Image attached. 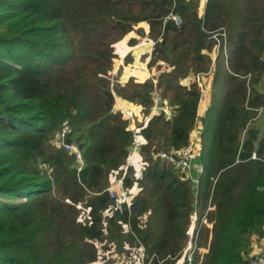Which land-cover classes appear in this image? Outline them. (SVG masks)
Returning a JSON list of instances; mask_svg holds the SVG:
<instances>
[{
    "label": "trees",
    "instance_id": "obj_1",
    "mask_svg": "<svg viewBox=\"0 0 264 264\" xmlns=\"http://www.w3.org/2000/svg\"><path fill=\"white\" fill-rule=\"evenodd\" d=\"M200 5L0 0V264H129L144 250L150 264L174 263L194 213L208 222L191 264H248L264 236V0H207L203 15ZM142 23L156 83L111 78L115 45L144 34ZM196 75H211L199 116L202 87L182 81ZM155 89L172 116L140 132L137 174L134 161L126 168L133 132L117 98L147 114ZM196 122L194 182L155 154L187 146ZM65 126L84 153L80 172L56 143ZM123 174L132 204L112 211L106 189Z\"/></svg>",
    "mask_w": 264,
    "mask_h": 264
},
{
    "label": "crops",
    "instance_id": "obj_2",
    "mask_svg": "<svg viewBox=\"0 0 264 264\" xmlns=\"http://www.w3.org/2000/svg\"><path fill=\"white\" fill-rule=\"evenodd\" d=\"M204 4L205 1L204 2L202 1L199 10L200 15H203L204 13V8H205V6H203ZM201 6H202V10H201ZM140 26L141 28H143L144 34L137 33L136 31L131 32L124 39H122L115 45V53L117 55V58L113 63L112 71L115 72L116 70L118 71L119 73L118 79L120 82H126L130 78H134L138 82H144L146 80L151 79L154 81V83H156L155 78L158 75L157 73L158 71L157 69L149 67L154 41H152L148 37L149 34L148 24L142 23L140 24ZM132 39L136 40V42L133 44L130 43V40ZM146 40H150V42L153 44L151 46L146 44ZM193 80H195V76L194 77L189 76L187 78H184L182 81L185 84H190ZM155 94L158 95V98H155ZM152 97H153V105L151 106V109L147 114L143 112L142 105L117 98L116 108L121 110L125 118L129 120V127L132 130V132L133 133L138 132V139L141 142V144H144V140L140 132L147 126L149 120L154 115L163 112L168 118H171L172 116V110L170 106L162 105L161 103L162 99L158 89H155L153 91ZM203 101L204 100L202 96L198 107V113H197L198 116L201 115L205 109L204 107H202ZM198 136L200 139V124L199 122H196L195 128L191 133L190 140ZM133 161H134L133 166L135 168L136 173L140 174L143 166V162L139 154L133 155ZM197 172L199 171H197L194 163L193 169L190 174V178L194 182H196V180L198 181V177L200 175V172L199 175L196 174Z\"/></svg>",
    "mask_w": 264,
    "mask_h": 264
},
{
    "label": "built area",
    "instance_id": "obj_3",
    "mask_svg": "<svg viewBox=\"0 0 264 264\" xmlns=\"http://www.w3.org/2000/svg\"><path fill=\"white\" fill-rule=\"evenodd\" d=\"M172 18L175 20L176 24H181V18L172 15ZM196 80L199 82L202 90H204V86L200 83V77L197 75ZM155 98H158V95L155 94ZM69 127L65 126L60 133L56 136V143L57 146L62 147L70 154H73L75 157V161L77 164L78 171L80 172L85 166V158L83 150L81 149L80 145L75 141H68L67 135L69 133ZM199 149H200V139L199 136L190 140L189 144L182 148H175L172 147L170 150H161L157 154H155L156 158H159L162 162H169L173 165L176 169L180 171V173L184 174L185 176H190L191 171L193 169L194 161L199 156ZM131 150L132 153L130 157L127 159L126 168L133 162V155L139 154L142 150V144L138 139V132L133 133V139L131 143ZM257 151L252 153V158L256 159ZM195 167L197 171H202V164L197 162L195 163ZM125 175L115 177L110 185L107 187V191L110 195V198L113 200L110 209L112 211H119L123 208L129 209L132 204V192L129 188L125 186ZM197 182V180H196ZM193 236H189V243H193ZM259 238L256 237L254 243L255 245L258 244ZM264 245V244H263ZM255 253L252 255L249 254L248 264H264V246L260 245ZM251 247V248H252ZM188 259L191 260V253L188 256ZM130 264H147L145 261V254L142 251V257L140 259H131L129 261Z\"/></svg>",
    "mask_w": 264,
    "mask_h": 264
},
{
    "label": "rangeland",
    "instance_id": "obj_4",
    "mask_svg": "<svg viewBox=\"0 0 264 264\" xmlns=\"http://www.w3.org/2000/svg\"><path fill=\"white\" fill-rule=\"evenodd\" d=\"M204 2L206 3V0H201V2ZM203 4V3H202ZM205 6V4L203 5ZM201 10H202V6H201ZM146 44L148 45H152L153 43L150 42V40H146ZM118 66V65H117ZM154 69H156V66L153 67ZM118 71L116 70L115 71H110V75H111V78H117L118 76ZM200 83L201 84H204V80L206 79V82H207V86L205 87H208L207 90L206 88H204L203 90V102H202V107H206V105L208 104V100L210 98V94H209V85H210V78H211V75L207 76V75H200ZM197 78V75L195 76V79ZM204 78V79H203ZM264 110V108H263ZM261 110V112L263 111ZM263 160H264V156L262 157ZM200 161V157L198 156V158L194 161V163L197 164V162ZM197 175H199V172L196 173ZM130 209V208H129ZM205 216L206 214L203 216V218H201L200 221H198V215H196L195 213L192 215L191 217V222H190V226L188 228V231H187V237H186V244H185V248L183 249L182 253L177 256L176 258H173L172 260H174L175 262L174 263H169V264H184L185 262L188 264H191L192 263V259L195 257L196 253H204L206 251V248L204 249V247H201L200 246V237H201V234H202V229L205 228L206 224H207V220L205 219ZM189 236H193V243H189ZM260 241H258V244L255 245L256 243H254L253 247L249 250V254L252 255L253 253H255L257 251V249L259 247H261L260 245L264 246V236H262L261 238H259ZM146 251L144 250V254H145V260H146ZM104 255H107L108 258H104L102 259L101 261H106V262H109V259H110V255L109 253H106L105 251L103 252ZM191 253V260L188 259V256L189 254ZM134 254H136L134 252ZM135 259V258H133ZM131 259H129L130 261ZM147 264H150L151 263V260L148 262L146 261ZM120 264H124V263H120ZM130 264V263H129Z\"/></svg>",
    "mask_w": 264,
    "mask_h": 264
}]
</instances>
